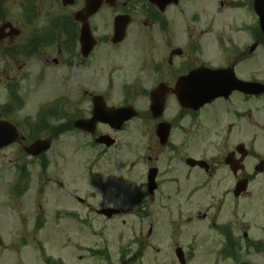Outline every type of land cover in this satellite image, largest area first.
<instances>
[{
    "label": "flooded vegetation",
    "instance_id": "obj_1",
    "mask_svg": "<svg viewBox=\"0 0 264 264\" xmlns=\"http://www.w3.org/2000/svg\"><path fill=\"white\" fill-rule=\"evenodd\" d=\"M254 1L232 0L233 8L243 7L244 12L227 17L211 16L205 21L206 28L200 26L202 19H194L192 23H195V28L191 29L187 37H183L182 24L179 21L170 22L165 16L160 19L158 7L150 0H125L121 6L128 8V13L133 12L131 6L137 5V11L143 12L145 18L139 22L130 21L127 32L131 25L141 24L147 35L132 40L129 45H123L125 38L114 43L110 40L112 34L99 37V28L93 29L89 20V31L96 43L90 54L84 56L81 51L80 23L74 15L83 10L86 0H0V144L4 137L12 136L14 139L13 123L22 129L15 121L20 106L17 104L21 102V87L27 89L24 98L28 103L40 87L46 86L44 84L47 81L49 84L54 83L57 93H54L53 100H44L41 115L35 116L34 113L29 120L38 124L45 118L47 122L50 119L46 128L56 132L60 127L63 128L66 120L62 77L54 75V68L72 69L76 65L79 75L86 76L104 71L102 64H97L98 60L102 59L104 63L109 58L120 60L135 72L130 79L125 78L127 81L122 82L121 90L124 93L133 95L139 91L142 94L145 89L146 94L140 96H146L150 101L149 92L155 90L157 98L163 99L162 114L155 119L156 124L168 123L169 135L165 143L156 138L158 154L155 159L147 157V161L151 162L148 169L157 168L155 163L159 160L178 158L186 174L190 175L185 179L192 178L197 186H192V190H188L182 200L186 206L181 211V215L186 218L183 223H188L193 217L194 207L201 204L199 199L188 202L202 193L208 197L207 210L195 211L194 215L200 220L204 219L203 233L211 236L205 240L201 229L185 238V264H264V14L256 13ZM8 2L16 12L8 9ZM219 4L224 6L227 3L220 1ZM72 5L74 8L71 10ZM55 7L60 13L55 11ZM14 29H17V33ZM56 32L65 34L61 45L57 44ZM54 46L59 60L55 55L51 57L47 54L48 50L53 53ZM136 53L141 58L139 63L132 64L130 57ZM19 57L20 62L17 64ZM196 67L232 70L231 93L221 94L198 110L182 107L174 91L176 81ZM116 71L108 72L109 79H117ZM149 75L152 77L151 85L144 88L143 82ZM110 85L114 87L112 82ZM75 87L78 88L77 82ZM98 94L103 97L100 98L101 103L104 101L107 106L112 105L107 102L104 90H83L82 95L89 101V111L86 116L78 117L88 118L91 115L94 104L92 97ZM124 101V105L133 104L127 97ZM214 102L220 108L217 122L223 131L219 153L202 156L198 159H205V163L191 166L186 160L192 157L188 155L191 139L195 138L193 136L203 124L204 115L201 112ZM171 106H174V110L169 113ZM72 108L79 110L77 103H72ZM33 127L30 124L29 130ZM96 130H99L96 136L114 133L108 124L102 122L97 123ZM177 132L183 133V139L176 140L174 135ZM25 140L21 136L17 143ZM117 144L118 141L111 147ZM97 147L102 153H107L111 148L103 144ZM182 149L188 153L182 155ZM6 150L15 153L14 140L7 146H0V185L9 179L18 184L16 156L13 155L12 159L9 158L10 162L6 163ZM167 166L170 168L169 163ZM195 172L201 176L191 177ZM170 177L171 181L182 185L180 177L176 175L174 180L173 175ZM155 183L157 186L150 193L146 171V194L151 197L161 187L158 168ZM17 233L19 231H15L16 236L10 245L20 253L24 248L21 240L23 234ZM3 241L0 237L2 251L8 249ZM202 246L204 250L200 255L198 252Z\"/></svg>",
    "mask_w": 264,
    "mask_h": 264
},
{
    "label": "rangeland",
    "instance_id": "obj_2",
    "mask_svg": "<svg viewBox=\"0 0 264 264\" xmlns=\"http://www.w3.org/2000/svg\"><path fill=\"white\" fill-rule=\"evenodd\" d=\"M123 1L117 0L116 7L104 4L89 19L93 29L99 28V37L112 34V18L117 13L128 12V8L121 6ZM220 1L227 4L221 6ZM231 1L179 0L176 6L171 5L165 10V16L170 22L179 21L183 27L181 34L187 37L191 29L195 28V23H192L194 19H202L200 26L206 28L205 21L211 16L227 17L244 12L243 7L233 8ZM131 7V21L145 20L144 13L137 11V5ZM70 8L72 10L74 6ZM8 9L16 12L9 2ZM55 11L60 13L56 7ZM56 33L57 44L61 45L65 34ZM146 35L147 31L141 24L131 25L123 45H129L132 40ZM52 51L51 54L48 50L47 54L51 57L55 55L59 60L55 46ZM140 58V54L136 53L130 57V63H139ZM19 62L20 57L17 64ZM97 64H102L104 71L86 76L79 75L76 65L72 69L54 68V75L62 77L65 120L72 121L79 115L88 114L89 101L82 95V91L87 89L93 92L104 90L107 102L112 105L120 104L127 97L139 115L125 124L122 131L111 133L118 144L107 153H102L100 148L93 145L89 133L75 129L62 133L48 131L46 126L50 119L47 122L46 118L42 124L30 122L32 114H39L44 100H53L57 90L53 87L54 83L49 84L47 81L44 84L46 86L40 87L28 103L24 98L27 89L20 88L22 102L15 121L22 127L19 133L26 140L14 143L15 153L12 154V150L5 151L6 163L10 162L9 158L12 159L13 155L16 156L18 185L15 186L10 179L0 185V237L4 240L3 245H8L4 251L0 247V264H45L44 256L54 264H120L122 253L136 264H179L174 248L180 246L184 249L185 238L201 229L205 240L211 236L203 233L204 219L200 220L194 215L195 211L207 210L208 197L203 193L188 202L199 199L201 204L194 207L193 217L188 223H183L186 218L181 215V211L186 206L182 200L192 186H197L192 178L185 179L190 175L186 174L178 158L155 161L161 187L153 197L146 194V171L151 163L147 157L155 159L158 154L156 119L149 114V100L146 96L141 97L139 91L128 97L121 90L122 82L127 81L125 78L130 79L135 74L131 67L128 69L125 63L115 58H109L106 63L101 59ZM115 69L117 79L111 80L107 74ZM151 79L150 75L146 76L144 88L149 86ZM76 82L78 88L75 87ZM111 82L114 87L110 85ZM72 103H77L79 110L75 111ZM173 108L170 107L169 113ZM219 109L218 103L214 102L201 112L204 115L203 124L193 136L195 138L191 139L188 155L198 159L219 153L218 146L223 137L217 122ZM30 124L34 125L35 137L44 139L52 136L51 147L41 159L32 158L22 150L23 144H27L31 137ZM100 129L105 130L103 127ZM99 130H96L97 134ZM174 136L176 140L183 139V133L177 132ZM182 152V155L188 153L183 149ZM172 175L173 180L176 175L180 177L182 185L171 181ZM192 176L201 175L195 172ZM77 198H83V203L79 204ZM103 206L118 207L121 213L110 218L98 215L95 210ZM37 216L42 222L38 228ZM150 226L152 231L148 232ZM15 231L23 234L24 248L20 253L10 245L16 236ZM203 247L198 252L200 255L203 254Z\"/></svg>",
    "mask_w": 264,
    "mask_h": 264
},
{
    "label": "water",
    "instance_id": "obj_3",
    "mask_svg": "<svg viewBox=\"0 0 264 264\" xmlns=\"http://www.w3.org/2000/svg\"><path fill=\"white\" fill-rule=\"evenodd\" d=\"M69 1V0H67ZM103 0H86V4L82 11H79L75 14V17L77 20L84 22L82 25V31H86L88 29V23L86 22V19L89 15L93 14L99 5L102 3ZM115 0H106L109 4H113ZM154 3H156L160 9H164L165 5L168 3L177 2L178 0H152ZM255 9L258 14L264 13V0H255ZM130 20L129 15H122L117 14V16L114 17L113 21V27H114V34L111 38L112 41L118 42V40H121L125 35V26L127 25L128 21ZM81 31V32H82ZM84 34V35H83ZM85 32H82L81 34V42H88V46L85 47L86 52H88L91 48L93 43L88 41ZM232 70L229 68H218V69H204V68H196V70L190 71L186 76L180 77L176 81V87L174 91L176 94H178V98L180 101V104L187 107H193L197 109L199 106H201L205 102H209V100L218 97L221 94V88L224 86H230L232 83ZM184 93L186 97H184ZM156 91L151 93V103H150V111L152 114V117H157L161 114L163 109V99H159L156 97ZM95 100V107L93 116L88 118V120L84 119H77V121L74 123L75 128H80L84 131H91L94 132V126L95 123H97L99 120L107 122L112 128L119 129L121 128V125L127 121L132 119L133 116L137 115L136 110L133 107H121V108H104V105H100V102L97 100L98 97ZM103 104V103H102ZM157 134L159 139H161V142H164L166 140L167 134H168V128L167 125L164 123L159 124L157 126ZM161 130L162 133H161ZM13 134H14V140L18 137L17 134V128L15 125H13ZM11 142L6 141L7 144ZM96 142H104L107 146H110L114 141L112 139H109L107 135H101L98 139H96ZM50 144V138L44 139V140H35L33 141L30 146L25 147V150L30 155L34 156L36 154H39L41 152H45L49 147ZM188 163L191 165H194L196 163L201 164L204 163V161L200 160H194L189 158ZM150 173H152V176H155V170H151ZM100 214H105L107 217H111L114 215V213L118 212L117 210H113L111 208H103L100 211H98ZM177 256L179 259L182 260V254L180 250H177ZM182 264H184V261H182Z\"/></svg>",
    "mask_w": 264,
    "mask_h": 264
},
{
    "label": "trees",
    "instance_id": "obj_4",
    "mask_svg": "<svg viewBox=\"0 0 264 264\" xmlns=\"http://www.w3.org/2000/svg\"><path fill=\"white\" fill-rule=\"evenodd\" d=\"M67 128H68V126H67Z\"/></svg>",
    "mask_w": 264,
    "mask_h": 264
}]
</instances>
